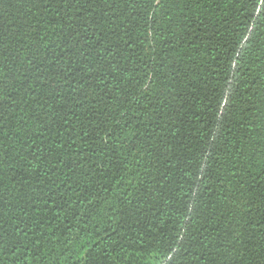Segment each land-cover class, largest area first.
Returning a JSON list of instances; mask_svg holds the SVG:
<instances>
[{"label":"trees","instance_id":"1","mask_svg":"<svg viewBox=\"0 0 264 264\" xmlns=\"http://www.w3.org/2000/svg\"><path fill=\"white\" fill-rule=\"evenodd\" d=\"M0 98V264H264V0H0Z\"/></svg>","mask_w":264,"mask_h":264},{"label":"snow or ice","instance_id":"2","mask_svg":"<svg viewBox=\"0 0 264 264\" xmlns=\"http://www.w3.org/2000/svg\"><path fill=\"white\" fill-rule=\"evenodd\" d=\"M3 103V99L2 98H0V104H2ZM0 126H2V125H0ZM60 147H62V145H59Z\"/></svg>","mask_w":264,"mask_h":264}]
</instances>
